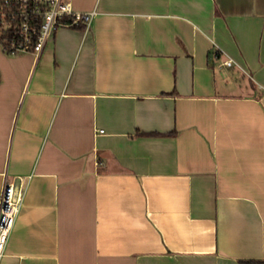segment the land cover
<instances>
[{
	"label": "crops",
	"instance_id": "0c3cea01",
	"mask_svg": "<svg viewBox=\"0 0 264 264\" xmlns=\"http://www.w3.org/2000/svg\"><path fill=\"white\" fill-rule=\"evenodd\" d=\"M68 1L88 28L0 45V264L264 261V0Z\"/></svg>",
	"mask_w": 264,
	"mask_h": 264
},
{
	"label": "built area",
	"instance_id": "2783aa9c",
	"mask_svg": "<svg viewBox=\"0 0 264 264\" xmlns=\"http://www.w3.org/2000/svg\"><path fill=\"white\" fill-rule=\"evenodd\" d=\"M94 13L74 11L68 0H0V29L17 25L16 37L0 43L5 52L39 55L60 26H90ZM68 18L69 21H63ZM232 65L230 59L224 61ZM102 132V131H100ZM24 183L4 180L0 192V257L22 206Z\"/></svg>",
	"mask_w": 264,
	"mask_h": 264
},
{
	"label": "trees",
	"instance_id": "16d2710c",
	"mask_svg": "<svg viewBox=\"0 0 264 264\" xmlns=\"http://www.w3.org/2000/svg\"><path fill=\"white\" fill-rule=\"evenodd\" d=\"M63 21L67 22L69 21L68 18H64ZM72 27H81L84 28L85 25L79 24V25H74ZM16 30H17V25L12 24L7 30H1L0 29V43H6L9 40L13 39L16 37ZM247 264H264V261H245Z\"/></svg>",
	"mask_w": 264,
	"mask_h": 264
}]
</instances>
